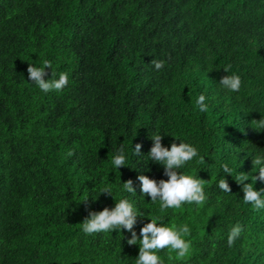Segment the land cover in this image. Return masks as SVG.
<instances>
[{"label": "trees", "instance_id": "obj_1", "mask_svg": "<svg viewBox=\"0 0 264 264\" xmlns=\"http://www.w3.org/2000/svg\"><path fill=\"white\" fill-rule=\"evenodd\" d=\"M44 60L68 75L59 93L28 81L29 64ZM225 67L241 77L238 93L219 88ZM261 119L264 0H0V264H134L130 233L89 236L80 224L115 206L99 189L119 180H132L127 195L157 214L137 179H167L146 156L157 133L165 146L193 143L205 160L185 169L204 180V204L166 217L189 225L192 254L169 260L161 250L164 264H264V211L243 203L235 180L259 174ZM138 143L144 158L131 155ZM121 145L130 166L118 171L111 156ZM221 163L232 169L230 194L216 187ZM137 219L139 235L150 218ZM235 223L244 231L229 247Z\"/></svg>", "mask_w": 264, "mask_h": 264}, {"label": "clouds", "instance_id": "obj_2", "mask_svg": "<svg viewBox=\"0 0 264 264\" xmlns=\"http://www.w3.org/2000/svg\"><path fill=\"white\" fill-rule=\"evenodd\" d=\"M155 69L159 70L164 66L163 61L153 60ZM51 69V78L48 76L47 69ZM224 70L229 73L221 78L218 86L227 93H238L241 89V77L238 74L231 73L230 68ZM28 81L31 82L40 92L48 94L50 92H61L69 84L68 75L61 72L57 74L53 69L52 63L44 60L39 64L30 63L27 69ZM206 96L199 95L195 103L200 113L208 110V104L205 102ZM258 127L264 129V119L258 121ZM164 134H151L153 146L148 152L147 159L163 167V175L167 179L156 180L147 175H139L137 179L140 182L141 197H150L151 204L157 205V214H145L136 203V200L130 197L129 193L135 196L133 181L128 180L115 183H106L100 189V193L110 194L114 197L115 206L105 207L102 211H89L87 217L80 224L81 231L89 236L94 234H108L114 231H127L130 238L127 240L129 245H139L138 257L134 264H164V256L160 255L161 250L169 260L184 261L192 254V242L190 239L191 229L187 223L177 224L171 220H166L169 215L168 210L181 209L183 205H193L197 207L204 204L206 200L204 180L197 174L185 171L193 163L201 164L205 160L199 155L198 147L191 142H185L174 135V138L181 142L173 141L169 146H165L162 141ZM142 144H136L131 150V155L137 158H144L141 153ZM129 153L121 145L111 156V165L114 170L122 166H130L128 162ZM255 167L258 168V176L241 174L235 180L241 184L243 191V203L251 205L254 211H264V188L255 187L257 181L264 182V154L258 155L254 160ZM221 170L226 174L220 177L216 182V187L223 193L230 194L232 188L228 183L227 176H233L232 169L228 163L220 164ZM251 180V183L245 181ZM117 193L119 195H117ZM87 200L83 199L82 201ZM138 217L150 218V222L145 224L139 230V235L135 230ZM244 231L240 223L231 225L227 234V245L233 246L241 238ZM174 254V256H173ZM128 261L127 258L121 259V264Z\"/></svg>", "mask_w": 264, "mask_h": 264}]
</instances>
